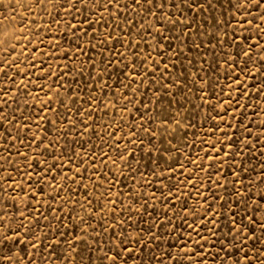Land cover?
I'll list each match as a JSON object with an SVG mask.
<instances>
[{
	"label": "snow or ice",
	"instance_id": "obj_1",
	"mask_svg": "<svg viewBox=\"0 0 264 264\" xmlns=\"http://www.w3.org/2000/svg\"><path fill=\"white\" fill-rule=\"evenodd\" d=\"M17 2L0 264H264V0Z\"/></svg>",
	"mask_w": 264,
	"mask_h": 264
},
{
	"label": "rangeland",
	"instance_id": "obj_2",
	"mask_svg": "<svg viewBox=\"0 0 264 264\" xmlns=\"http://www.w3.org/2000/svg\"><path fill=\"white\" fill-rule=\"evenodd\" d=\"M5 2H8V0H5ZM11 4H12V8L11 9H4L2 6H0V13H2V15H0V39L4 38V35L6 32H11L14 30V27H16L17 32H19V28L16 25V21L20 18L21 14L23 13V15L27 16L28 13H24L23 12V8L20 6V4L17 2V0H10ZM5 17H7V19H5ZM65 19H67L65 17ZM38 23L40 22L39 18H37ZM46 23V21H44ZM5 25H7V28H5ZM63 25H61L62 27ZM27 34V33H25ZM21 43H23V41H21ZM121 51H123V49H121ZM0 55H2V53H0ZM155 55V54H153ZM205 67L207 68V65H205ZM177 71H179V67L177 68ZM260 119H264V116H260ZM259 121H257L258 123ZM189 138L191 139V133H189ZM187 151V149H186ZM194 151V149H193ZM257 159H259V149L257 151ZM15 175V173L13 174ZM149 179H151V177H149ZM221 183H223V181H221ZM0 199H2V194H0ZM171 215V213H169Z\"/></svg>",
	"mask_w": 264,
	"mask_h": 264
}]
</instances>
